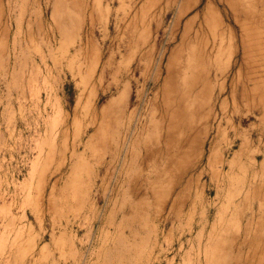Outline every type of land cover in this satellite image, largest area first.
I'll return each mask as SVG.
<instances>
[{
  "label": "rangeland",
  "instance_id": "rangeland-1",
  "mask_svg": "<svg viewBox=\"0 0 264 264\" xmlns=\"http://www.w3.org/2000/svg\"><path fill=\"white\" fill-rule=\"evenodd\" d=\"M263 217L264 0H0V264H244Z\"/></svg>",
  "mask_w": 264,
  "mask_h": 264
},
{
  "label": "bare ground",
  "instance_id": "bare-ground-1",
  "mask_svg": "<svg viewBox=\"0 0 264 264\" xmlns=\"http://www.w3.org/2000/svg\"><path fill=\"white\" fill-rule=\"evenodd\" d=\"M208 19V18H207ZM92 69V68H91ZM180 105V104H179ZM165 106V105H164ZM174 107V106H173ZM94 115V113H93ZM97 115V114H96ZM179 116V115H178ZM97 117V116H96ZM92 120V119H91ZM99 120V119H98ZM106 120V119H105ZM160 121V120H159ZM98 124V123H96ZM107 127V126H106ZM133 127V126H132ZM192 142V141H190ZM196 142V140H195ZM179 148V147H178ZM182 148V147H181ZM127 149V148H126ZM146 160V159H145ZM115 175V174H114ZM190 191V190H189ZM164 208V207H163ZM159 213V212H158ZM159 215V214H158ZM118 229V228H117ZM107 236V235H106ZM122 236V235H121ZM202 238V237H201ZM211 240V238H210ZM241 241V240H240ZM239 242V241H238ZM23 244V243H22ZM247 245V244H246ZM19 246V244L17 245ZM22 248V247H21ZM18 249V248H17ZM145 249V248H144ZM10 250V249H9ZM20 252V251H19ZM252 252V251H251ZM213 253V252H212ZM10 254V253H9ZM203 254V253H202ZM207 254V252H206ZM16 258V257H15ZM20 258V257H19ZM204 258V257H203ZM256 261L255 264H264V217L262 218L261 222L259 223V237H258V248L257 254H250L244 259V264H253V261ZM229 264H237L236 261H233Z\"/></svg>",
  "mask_w": 264,
  "mask_h": 264
}]
</instances>
